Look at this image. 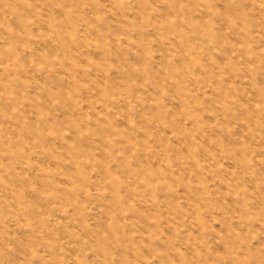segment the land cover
Wrapping results in <instances>:
<instances>
[{
	"label": "rangeland",
	"instance_id": "rangeland-1",
	"mask_svg": "<svg viewBox=\"0 0 264 264\" xmlns=\"http://www.w3.org/2000/svg\"><path fill=\"white\" fill-rule=\"evenodd\" d=\"M0 264H264V0H0Z\"/></svg>",
	"mask_w": 264,
	"mask_h": 264
}]
</instances>
